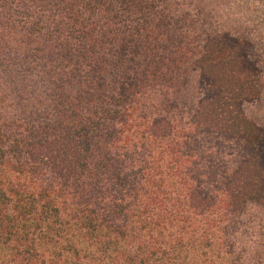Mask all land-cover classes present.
I'll return each mask as SVG.
<instances>
[{"label": "trees", "instance_id": "16d2710c", "mask_svg": "<svg viewBox=\"0 0 264 264\" xmlns=\"http://www.w3.org/2000/svg\"><path fill=\"white\" fill-rule=\"evenodd\" d=\"M247 1L0 0V264H264Z\"/></svg>", "mask_w": 264, "mask_h": 264}, {"label": "rangeland", "instance_id": "374dc122", "mask_svg": "<svg viewBox=\"0 0 264 264\" xmlns=\"http://www.w3.org/2000/svg\"><path fill=\"white\" fill-rule=\"evenodd\" d=\"M245 2H248L247 0H245ZM253 0H249L250 5V10H248V13L246 14V17L248 15V20H250L251 24L253 25V28H256V22L255 19L256 18V7L253 4ZM243 3V2H242Z\"/></svg>", "mask_w": 264, "mask_h": 264}]
</instances>
